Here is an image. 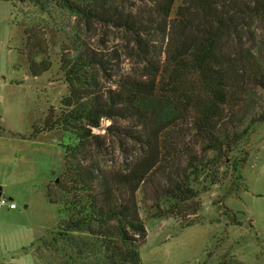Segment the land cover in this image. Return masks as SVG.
<instances>
[{
  "label": "trees",
  "instance_id": "1",
  "mask_svg": "<svg viewBox=\"0 0 264 264\" xmlns=\"http://www.w3.org/2000/svg\"><path fill=\"white\" fill-rule=\"evenodd\" d=\"M123 1L57 0L83 25L97 22L127 30L145 54V73H126L114 87L102 88L99 74L116 55L104 57L73 35L61 46L68 84L62 113H46L42 123L21 134L34 138L55 129L62 133L64 169L53 179L57 192L47 185L44 196L58 206L63 219L53 241L74 252L70 254L77 264H143L139 247L147 231L137 193L146 184L155 186L156 176L163 179L153 198L159 213L164 212L162 203L168 202L166 209L177 208L196 198L193 183L202 174L212 184L219 180L208 168L209 159L190 144L180 146L184 134L176 131L178 125L186 123L205 143L201 151H214L218 164L264 121V108L252 112L253 95L264 91V0H149L143 6L152 8L157 19L151 20L165 34L164 42L151 51L143 49L150 39L144 13L126 11ZM27 38L29 69L37 77L48 70V55L43 49L31 52L43 39ZM102 118L113 121L106 132L114 129L113 136L127 134L142 143L130 158L108 170L89 159L92 143L96 153L104 147L103 137L93 132ZM117 118L134 120L137 127L116 125ZM242 118L249 120L239 129ZM245 161L231 163L233 169ZM95 253L101 257L90 261Z\"/></svg>",
  "mask_w": 264,
  "mask_h": 264
},
{
  "label": "rangeland",
  "instance_id": "2",
  "mask_svg": "<svg viewBox=\"0 0 264 264\" xmlns=\"http://www.w3.org/2000/svg\"><path fill=\"white\" fill-rule=\"evenodd\" d=\"M148 1L125 0L121 4L126 11L144 13L143 18L150 25V39L145 40L143 49L151 51L155 45L164 42L165 34L158 31L151 20L157 19L152 8L143 6ZM9 9L11 16L8 15ZM29 35L36 36V40L43 39L44 44L31 52L45 50L48 55L46 60L50 63L48 70L37 77H33L29 69ZM73 35H78L95 51L104 53V57L112 52L116 55L110 60L106 72L99 74L102 88L114 87L126 73H145V61L142 60L145 54L124 28L97 22L83 25L69 15L57 0H0V116L18 133L30 132L32 122L42 123L48 112L53 117L62 113L64 106L61 100L68 94V84L60 60L61 46L69 43ZM47 100L51 104L46 110ZM253 101L252 112L264 108V91L256 90ZM43 109L46 112L42 115ZM248 120L243 119L239 129ZM112 122L102 118L100 126L93 128V132L104 140L100 153L95 152L93 143L89 146V159L107 170L119 166L142 145L127 134L113 136L114 129L106 132ZM114 122L116 125L137 127L134 120L117 118ZM229 124L234 129V123ZM185 125L181 123L176 128L184 134L180 138V146L190 144L201 158L209 159L208 168L215 170L219 180L212 184L207 174H202L193 183L199 192L196 198L176 204L177 208L166 209L168 202L160 203L165 207L160 213L154 207L153 198L156 186L163 183V179L156 176L155 186L146 184L143 190L138 191L139 215L147 231L145 242L139 247L141 262L264 264V121L255 124L232 151L222 155L225 163L218 164L215 163V152L201 151L205 143L191 134L193 130ZM48 133L49 137L57 138L58 135L60 141L63 140L60 130ZM244 158L246 161L240 164L237 171L234 170L232 164ZM44 164L42 161L41 173L23 165L17 166L14 173H9L8 182L12 188L16 189L17 182L20 185L23 180L25 188L21 198H31V205L25 209L23 201L15 200L16 210H0V264L78 263L72 257L74 252L66 251L60 243L53 241L54 232L57 226L62 225L63 219L58 206L45 201V189L42 188L48 178V185L57 192L53 179L62 173L64 162H56L53 177L45 172ZM1 175L4 177L5 173ZM32 180L39 182L40 187L31 190L29 184ZM195 209L196 214L193 213ZM18 211L20 213L17 214ZM161 213H164L162 217L154 216ZM187 221L195 222L185 225ZM100 257L95 253L89 260L98 261Z\"/></svg>",
  "mask_w": 264,
  "mask_h": 264
},
{
  "label": "crops",
  "instance_id": "3",
  "mask_svg": "<svg viewBox=\"0 0 264 264\" xmlns=\"http://www.w3.org/2000/svg\"><path fill=\"white\" fill-rule=\"evenodd\" d=\"M11 13L12 12L9 9L8 15L11 16ZM50 104L51 103H48L47 100L45 106L46 110ZM45 109L41 111L42 115L46 112ZM0 121V191L14 201H23L25 203L24 208L27 209L31 205V198H21V194L24 193L25 188L23 180L20 185L18 181V186L14 189L8 182L9 173H14L15 168L21 165L31 169L33 167L36 172L41 173L42 161H44L45 164L43 165V168L45 169V172L53 177V174H56L54 171L56 162L59 160L64 162V151L59 147L60 138L58 135L57 138H54V136L49 137L50 135L48 132H42L34 138H25L17 132L13 125L3 122L1 116ZM32 123L34 124L35 122ZM28 132L22 135H27ZM3 173H5L4 177L1 175ZM49 181L50 179L47 178L42 187L43 189H46L45 187L48 185ZM29 186H31V190H35V188L40 187V183H35L32 180V183L29 184ZM44 191L45 190H43V193ZM45 201L48 203L46 199ZM4 210L11 212L12 210H16V208L12 210ZM16 213L18 214L20 211Z\"/></svg>",
  "mask_w": 264,
  "mask_h": 264
},
{
  "label": "built area",
  "instance_id": "4",
  "mask_svg": "<svg viewBox=\"0 0 264 264\" xmlns=\"http://www.w3.org/2000/svg\"><path fill=\"white\" fill-rule=\"evenodd\" d=\"M17 207L16 202L0 191V210H12Z\"/></svg>",
  "mask_w": 264,
  "mask_h": 264
}]
</instances>
